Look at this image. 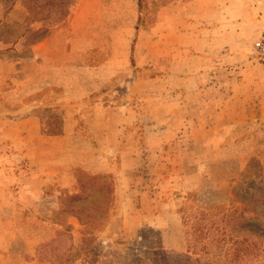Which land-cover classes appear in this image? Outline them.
Here are the masks:
<instances>
[{"label": "rangeland", "instance_id": "374dc122", "mask_svg": "<svg viewBox=\"0 0 264 264\" xmlns=\"http://www.w3.org/2000/svg\"><path fill=\"white\" fill-rule=\"evenodd\" d=\"M12 1L0 0V24H19L11 31L17 35L28 25V11L19 0L11 4ZM190 1L142 0L139 9L137 0H74L64 17L52 14L42 22L47 34L41 41L45 42L46 38V46L42 43L39 49L41 41L32 44L25 37L18 38L12 46L9 41L14 38L0 37V135L11 120L25 118V111H19V107L32 103L43 105L36 111L44 120L41 126L47 132L62 131L68 123L65 118L72 119V123L75 121L72 128L76 132L72 138L62 140V153L53 148V143L48 140H43L45 144L35 140L37 150L29 156L25 148L18 147L19 140L0 137V264H36V248L50 240L54 242L41 244L39 251L44 255L42 257H51L52 262L47 260L37 264H174L179 260L175 254L165 250H162L164 254H153L160 236L149 226H142L135 235L117 237L118 223L110 226L111 214L117 208L115 175L111 171L90 173L80 166L94 165L91 155L87 154L89 136L104 116L108 121L123 115L127 122V139L124 140L129 141L127 147L134 146L135 141L143 145L144 139L139 142V138L134 139L132 133L142 132L140 136L144 137L155 126V122L148 120L152 102L156 100L152 98L157 93L152 91L154 87L151 83L159 77L160 70L155 61L158 55L152 57L151 48L168 30L165 21L159 18V12L162 7L187 5ZM215 2L225 9L223 14L232 22L241 20L245 8L249 7L253 10L250 17L256 24L264 19V0ZM163 17L169 18L167 14ZM35 25L39 23L30 26ZM6 33L7 30L0 25V36ZM262 38L264 36L258 37L252 45L242 44L247 61L258 67L264 65V56L256 52L254 43ZM45 47L48 52L45 55L50 54L51 57L44 55ZM164 51L161 50L162 53ZM224 75H221L222 78ZM253 77L264 84V74ZM262 98L264 94L257 93L255 104ZM257 106L250 109L248 122L233 127L227 138L230 144L253 141L241 146L236 156L230 154L231 158L237 157L238 160L237 163L235 160L231 162V176H234L227 182L229 203L224 204L226 207H230L232 188L239 183L245 168L250 174L259 169L264 171V120L260 119ZM124 110L125 113L121 114ZM129 114L142 120L134 123ZM23 125L29 128L28 124ZM39 144L42 145L38 147ZM244 149L248 152L255 150V155L243 156L241 151ZM142 152L145 158L148 151ZM105 156L108 157L105 166L133 164L132 159L123 154ZM53 157L57 163L51 160L47 166H72L64 171L69 179V176L73 178L69 189L58 195L56 200L50 198L55 189L53 185H36L26 189L24 194L20 192L17 180L21 174L27 173L26 176L31 177L33 169L41 166L42 158ZM168 167L163 163L161 172L166 174ZM240 186L236 189L240 198L242 193L250 198L264 192V184H246V188ZM39 189L44 193L38 191V195ZM191 189L185 188L173 196V209L181 215L184 232L193 221L191 219L202 217L206 206L216 205L199 203L198 191ZM76 192L81 196L77 200L69 196ZM208 212L214 213V210ZM77 218L81 219V223ZM71 219L76 226L70 222ZM65 224L71 226L70 233L58 235L57 232L63 230L61 225ZM70 241L73 256L67 259L62 251ZM29 247H32V252L25 253ZM189 260L188 264H217L216 260H207L187 251L180 262L187 264ZM236 264H264V252L243 255Z\"/></svg>", "mask_w": 264, "mask_h": 264}, {"label": "crops", "instance_id": "0c3cea01", "mask_svg": "<svg viewBox=\"0 0 264 264\" xmlns=\"http://www.w3.org/2000/svg\"><path fill=\"white\" fill-rule=\"evenodd\" d=\"M198 1L169 5L159 12V18L165 21L168 30L151 48L152 57L158 55L155 61L160 70L159 77L151 83L152 91L157 93L152 98L156 100L152 102L148 120L155 122V126L144 137L140 136L142 132L132 133L139 142L144 139L143 145L135 141L134 146L127 147L129 141H124L127 139V122L123 115L108 121L104 116L89 136L87 154L91 155L94 165L80 166L90 173L111 171L115 175L117 208L113 210L110 222L111 227L118 223L115 235L121 238L132 236L139 233L142 226H149L159 233L162 249L179 257L174 264H182L180 259L187 254V249L181 215L173 209V196L192 187L197 189L201 204L229 203L227 182L234 176H231V162L235 160L237 163L238 160L237 157L231 158L230 154L236 156L241 146L253 140L242 141L239 145L230 144L227 138L233 127L248 122L250 109L256 105L259 106L256 110L260 119L264 120V98L257 104L254 102L257 93L264 94V84L253 77L264 74V65H252L242 49L243 43L252 45L254 40L264 36V19L256 24L250 17L253 10L249 7L245 8L241 20L232 22L227 20L223 14L225 9L215 0ZM195 3H198L196 7ZM164 14L169 18H164ZM257 26H260L258 30L255 29ZM42 43L46 46V38L45 42H39V49ZM44 49L45 55L48 52L46 47ZM195 50L200 52L194 53ZM45 56L51 57L50 54ZM43 63L46 67L47 64ZM41 106L33 103L21 105L19 111H25V118L11 120L0 135L19 140L18 147L25 148L29 153L27 156L35 154V140H48L62 153V140L76 134L72 128L75 121L72 123V119L66 118L68 123L62 131L47 132L41 126L44 120L36 111ZM124 113L125 110L121 114ZM131 117L134 123L142 120L129 114ZM23 124H28L29 128H24ZM142 150L148 151L145 158ZM112 153L128 156L133 164L105 166L108 164L105 155ZM241 153L243 156L255 155V150L248 152L244 149ZM54 158H42L41 166H36L29 178L27 173L21 174L17 180L20 192L36 185H53L55 189L50 198L56 200L69 189L73 178L69 176V179L64 171L72 166H47L51 160L57 163ZM163 163L170 166L166 168V174L161 172ZM36 176L40 180L38 177L36 180ZM38 191L44 193L41 189ZM73 221L70 220L72 224ZM105 232L101 234L104 236ZM26 252L31 253L32 247ZM39 262L35 261L36 264Z\"/></svg>", "mask_w": 264, "mask_h": 264}, {"label": "trees", "instance_id": "16d2710c", "mask_svg": "<svg viewBox=\"0 0 264 264\" xmlns=\"http://www.w3.org/2000/svg\"><path fill=\"white\" fill-rule=\"evenodd\" d=\"M28 11L27 22L25 30L17 35L11 31L16 25H9L1 23V28H5L7 33L0 36L11 39L10 44L13 46L16 40L20 37H25L32 44L41 41L47 34V29L42 22L48 19L52 14H57L64 17L74 2V0H19ZM14 0L11 2L13 4ZM139 9L142 0H137ZM11 5H9L10 7ZM33 23H39L38 26H30ZM12 49V47H9ZM248 169H244L239 177V183L232 188V196L230 199V207L225 205H209L206 206L205 213L202 217H196L191 220L190 226L185 230V238L187 242V251L207 260H216L217 264H236L237 260L243 255L257 254L264 252V192L256 196L247 197L246 194L236 192L240 186L246 188V184L258 185L264 184V171L260 169L256 173H249ZM253 188V187H247ZM191 189V188H188ZM187 189V190H188ZM192 190V189H191ZM193 190H197L196 188ZM197 192V191H196ZM72 199L81 198L80 193L76 192L69 195ZM257 200V201H256ZM214 213H209L208 211ZM80 223L81 219L77 218ZM195 219V220H194ZM189 220V219H188ZM62 231H58V235L70 233L71 226L65 224L61 225ZM54 241L50 240L45 243L52 244ZM36 248L35 253L39 261L50 262L51 257H42L39 249L42 245ZM156 250L153 254L160 255L162 252V245L159 241L155 246ZM52 251V250H51ZM62 254L67 256V259L73 256L72 242H68ZM162 254H164L162 252ZM166 257V256H164ZM195 259L194 261H197ZM190 260L187 262V264ZM54 263V262H53ZM202 264V263H200Z\"/></svg>", "mask_w": 264, "mask_h": 264}, {"label": "built area", "instance_id": "2783aa9c", "mask_svg": "<svg viewBox=\"0 0 264 264\" xmlns=\"http://www.w3.org/2000/svg\"><path fill=\"white\" fill-rule=\"evenodd\" d=\"M254 49L259 55L264 56V38L254 43Z\"/></svg>", "mask_w": 264, "mask_h": 264}]
</instances>
